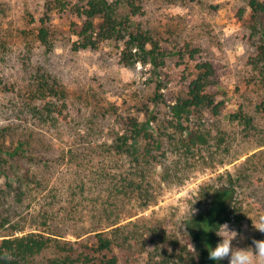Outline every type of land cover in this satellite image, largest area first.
I'll return each instance as SVG.
<instances>
[{"label": "rangeland", "instance_id": "374dc122", "mask_svg": "<svg viewBox=\"0 0 264 264\" xmlns=\"http://www.w3.org/2000/svg\"><path fill=\"white\" fill-rule=\"evenodd\" d=\"M47 1L0 0V128L6 130L0 144H16L30 136L31 145L21 164L42 172L38 177L44 183L60 186L70 177L67 165L71 156L77 152L84 156L95 137L129 131L130 124L143 121L146 114L165 113L166 105L182 93L189 76L197 73V64L208 62L213 67L209 92L223 102L224 119L216 131L224 140L210 156L205 153L210 149L193 153L194 162L183 166L179 179L170 182L161 167L154 170L151 181L158 184L161 199L142 214L161 211L156 217L177 228L190 218V200L200 184L210 186L218 174L239 172L245 158L255 154L241 171L247 179L239 188L246 194L241 196L244 207L239 217L225 223L239 233L234 247L254 248L253 239L264 240V233L252 225V220L262 215L252 200L264 201V78L255 68L262 44L261 25L251 16L249 0H134L137 14L131 15L128 8L123 12L131 15L134 28L147 30L165 53L157 68L143 62L124 64L119 43L106 42L96 50L74 49L78 38L68 7L79 0H60L68 5L66 11L54 5L51 47H45L36 35ZM41 75L49 76L55 88L64 91L67 108L61 126L43 125L38 120L35 108L40 100L34 89ZM157 83L165 98L158 105L151 99ZM237 112L252 118L248 128L232 117ZM254 185L256 193L251 195ZM2 210L11 216L21 210L25 224L31 222L13 196L0 202ZM182 230L186 232L184 227ZM67 238L74 239L71 235ZM221 264H229L228 259Z\"/></svg>", "mask_w": 264, "mask_h": 264}, {"label": "trees", "instance_id": "16d2710c", "mask_svg": "<svg viewBox=\"0 0 264 264\" xmlns=\"http://www.w3.org/2000/svg\"><path fill=\"white\" fill-rule=\"evenodd\" d=\"M53 3L47 1L37 22L36 38L47 48L51 47L54 5L62 11L68 7L60 0ZM134 6V0H79L69 6L78 38L74 49L96 50L106 42L119 43L124 64L160 66L165 53L147 30L134 28L130 18L137 14ZM248 6L261 25L262 44L255 68L264 78V2L249 0ZM127 8L131 15L123 12ZM196 70L182 93L166 105L165 113L146 114L143 121L132 122L129 131L95 137L84 156L79 152L71 156L67 165L70 177L60 186L44 183L37 169L21 164L31 145L30 136L16 144H0V202L13 196L31 220L25 224L21 210L14 216L8 210L0 211V264H221L208 258V249L220 242V225L239 217L244 207L241 196L246 194L239 188L247 179L241 171L255 154L245 158L239 172L218 174L210 186L200 184L190 200V218L177 223V228L156 217L161 211L142 214L161 199L158 184L151 181L154 170L161 167L172 182L179 179L183 166L194 162L193 153L210 149L205 152L210 156L224 140L216 131L224 119L223 102L209 92L213 67L201 62ZM55 85L49 76L36 78L34 93L40 101L35 109L40 123L58 127L63 124L67 104L64 91ZM151 99L157 105L165 102L159 83ZM232 117L246 128L252 124L245 113ZM5 132L0 128V139ZM169 180L165 182L169 184ZM255 189V185L251 187V195ZM252 201L264 215V201Z\"/></svg>", "mask_w": 264, "mask_h": 264}, {"label": "clouds", "instance_id": "9594fccd", "mask_svg": "<svg viewBox=\"0 0 264 264\" xmlns=\"http://www.w3.org/2000/svg\"><path fill=\"white\" fill-rule=\"evenodd\" d=\"M250 218V217H249ZM252 220V218H250ZM253 228L264 233V215L252 220ZM217 235L221 237L215 248L208 249V258L220 262L228 259L229 264H264V240H252L253 247L239 248L233 246V240L239 235L228 224L220 225ZM195 251V249L193 248Z\"/></svg>", "mask_w": 264, "mask_h": 264}]
</instances>
